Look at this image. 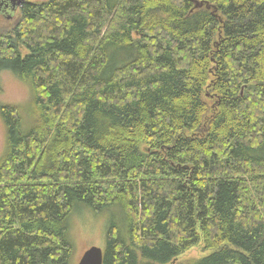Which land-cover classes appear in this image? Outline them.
Wrapping results in <instances>:
<instances>
[{"label": "trees", "instance_id": "16d2710c", "mask_svg": "<svg viewBox=\"0 0 264 264\" xmlns=\"http://www.w3.org/2000/svg\"><path fill=\"white\" fill-rule=\"evenodd\" d=\"M29 1L0 31L30 88L0 103V264H72L75 208L121 213L103 264H264V0Z\"/></svg>", "mask_w": 264, "mask_h": 264}, {"label": "rangeland", "instance_id": "374dc122", "mask_svg": "<svg viewBox=\"0 0 264 264\" xmlns=\"http://www.w3.org/2000/svg\"><path fill=\"white\" fill-rule=\"evenodd\" d=\"M46 2L45 0H40ZM49 1V0H47ZM20 14L16 18L1 21L0 31L10 35L15 26L20 23ZM13 19V20H12ZM30 100V88L10 72L0 74V103L23 106ZM0 116V158L2 157L7 142V129ZM121 221L122 215L118 209L109 210L103 214H94L86 208H75L70 216V237L74 245L72 264H79L80 258L92 247L105 251L107 244V231L111 219ZM211 250L204 248V242L183 254L182 264L210 254ZM179 264V263H178Z\"/></svg>", "mask_w": 264, "mask_h": 264}, {"label": "flooded vegetation", "instance_id": "af4514ba", "mask_svg": "<svg viewBox=\"0 0 264 264\" xmlns=\"http://www.w3.org/2000/svg\"><path fill=\"white\" fill-rule=\"evenodd\" d=\"M27 2H30V1L29 0H0V22L3 20L10 21L11 18L17 19V16L20 12V7Z\"/></svg>", "mask_w": 264, "mask_h": 264}, {"label": "water", "instance_id": "95a60500", "mask_svg": "<svg viewBox=\"0 0 264 264\" xmlns=\"http://www.w3.org/2000/svg\"><path fill=\"white\" fill-rule=\"evenodd\" d=\"M203 6V3H199L196 1L197 8H202ZM103 257L104 250L97 247H92L91 249L87 250L84 255L80 258L79 264H103Z\"/></svg>", "mask_w": 264, "mask_h": 264}]
</instances>
